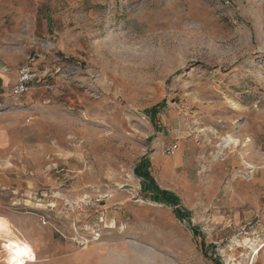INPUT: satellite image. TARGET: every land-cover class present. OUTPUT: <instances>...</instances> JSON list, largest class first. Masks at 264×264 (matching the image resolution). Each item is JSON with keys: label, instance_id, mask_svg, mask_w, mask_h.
<instances>
[{"label": "rangeland", "instance_id": "rangeland-1", "mask_svg": "<svg viewBox=\"0 0 264 264\" xmlns=\"http://www.w3.org/2000/svg\"><path fill=\"white\" fill-rule=\"evenodd\" d=\"M6 57L38 78L0 84V217L36 251L264 264V0H0Z\"/></svg>", "mask_w": 264, "mask_h": 264}, {"label": "crops", "instance_id": "crops-1", "mask_svg": "<svg viewBox=\"0 0 264 264\" xmlns=\"http://www.w3.org/2000/svg\"><path fill=\"white\" fill-rule=\"evenodd\" d=\"M16 64L17 61L15 62L14 59H8V57L5 58L4 62H0V84H2L4 90L9 84L13 86V84L17 81L19 70L23 65L17 68ZM1 93L6 94L0 87V94ZM167 157L168 164L170 166L169 169H166L164 166V161ZM181 165H183L182 155L176 164L174 162L173 156L167 155L159 158L160 170H182ZM38 249H40L37 250L38 260L36 262H29L27 264H97V260L102 258V255L104 256L103 252L100 253L99 251L95 250V248H89L75 253H65L64 250H61V252L57 251L55 254H47V252H42L41 248ZM2 259L3 257L0 253V264H6Z\"/></svg>", "mask_w": 264, "mask_h": 264}, {"label": "bare ground", "instance_id": "bare-ground-1", "mask_svg": "<svg viewBox=\"0 0 264 264\" xmlns=\"http://www.w3.org/2000/svg\"><path fill=\"white\" fill-rule=\"evenodd\" d=\"M227 141L232 142V141H237V140L234 139L230 135L228 136ZM177 152L178 150L175 152L173 156H175ZM0 220H3L4 222L3 230L0 231V253L1 252L4 253L2 260L6 264H13V260H14L13 253L15 250L14 249L10 250L9 248L6 247V245L9 242H12L15 244H19L21 247L27 245L31 249L32 256L34 258H29L27 255H25L23 257L24 264H27L29 262H36L37 261V251H36L34 244H32V242L28 240L27 237H25V235H23L22 230L16 227L10 219H3L0 217Z\"/></svg>", "mask_w": 264, "mask_h": 264}, {"label": "built area", "instance_id": "built-area-1", "mask_svg": "<svg viewBox=\"0 0 264 264\" xmlns=\"http://www.w3.org/2000/svg\"><path fill=\"white\" fill-rule=\"evenodd\" d=\"M35 58L32 57L24 64L20 70L17 81L11 88L13 96H21L29 90L30 84L38 78L37 70L34 67ZM178 150V143L174 142L165 147V153L169 156H173Z\"/></svg>", "mask_w": 264, "mask_h": 264}, {"label": "snow or ice", "instance_id": "snow-or-ice-1", "mask_svg": "<svg viewBox=\"0 0 264 264\" xmlns=\"http://www.w3.org/2000/svg\"><path fill=\"white\" fill-rule=\"evenodd\" d=\"M3 226H4L3 220H0V231L3 230ZM6 247L9 248L10 250H13V249L15 250L13 253L14 255L13 264H24L23 257L25 255H27L29 258H34L32 256L31 249L27 245L21 247L19 244L9 242L6 245Z\"/></svg>", "mask_w": 264, "mask_h": 264}]
</instances>
